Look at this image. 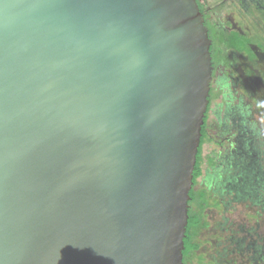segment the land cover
<instances>
[{"label": "water", "instance_id": "1", "mask_svg": "<svg viewBox=\"0 0 264 264\" xmlns=\"http://www.w3.org/2000/svg\"><path fill=\"white\" fill-rule=\"evenodd\" d=\"M211 45L197 0H0V264H184Z\"/></svg>", "mask_w": 264, "mask_h": 264}, {"label": "rangeland", "instance_id": "2", "mask_svg": "<svg viewBox=\"0 0 264 264\" xmlns=\"http://www.w3.org/2000/svg\"><path fill=\"white\" fill-rule=\"evenodd\" d=\"M201 1L216 35L218 60L208 112L210 140L203 145V175L195 187L208 192V206L198 233L200 248L187 264H264V51L256 48L254 68L250 48L231 42L238 33L246 34V43L264 46V32L253 30L250 17L243 21L239 7Z\"/></svg>", "mask_w": 264, "mask_h": 264}, {"label": "trees", "instance_id": "3", "mask_svg": "<svg viewBox=\"0 0 264 264\" xmlns=\"http://www.w3.org/2000/svg\"><path fill=\"white\" fill-rule=\"evenodd\" d=\"M205 24L209 27V36L211 39H213V43L211 45V52L213 56V62L214 65H216V61L218 60L217 54H216V49L217 47L215 46V34H214V29L210 27V24L205 21ZM235 36L231 39L232 43H235L237 47L239 48H247L246 42L244 41V36L239 35L238 33L234 34ZM229 41V40H228ZM249 54H252L250 50H248ZM215 59V60H214ZM251 61L255 63L254 56L251 55L250 57ZM215 95V91L212 87L211 84V90H210V102L208 105V110L206 112V117H205V124L203 125L202 128V137H201V144L199 147V151L197 154V163L194 169V177H193V188L190 191V196L191 200L189 201L190 208H189V220H188V225H187V230H186V236L184 238L185 242V248L183 250V260L184 264H187L189 262V259L192 258V255L195 251H197L200 248V242L198 239V233L199 230L203 227L204 222V214H205V209L208 206V199L207 195L208 192L205 189H200L196 190L195 187L198 183L199 178L203 175V145L207 140H210L209 138V133H208V112L210 105L213 101ZM210 162L212 164H215L214 158L210 157Z\"/></svg>", "mask_w": 264, "mask_h": 264}, {"label": "flooded vegetation", "instance_id": "4", "mask_svg": "<svg viewBox=\"0 0 264 264\" xmlns=\"http://www.w3.org/2000/svg\"><path fill=\"white\" fill-rule=\"evenodd\" d=\"M197 1L199 3L201 11L204 14V9H203L204 5L202 4V1L201 0H197ZM219 2L223 6H229L230 8L232 7V9H235V8L237 9L239 7V9L243 11V14H242L243 15L242 18L244 19L243 21L248 20V17H250V19L252 20V28H253V30H256L257 32L258 31H262V33L264 32V0H219ZM205 21H207L209 23V21H208V19H206V17H205ZM216 24L217 23H215V25ZM211 28H213V27H211ZM217 29L218 28L216 27V30ZM208 30H209V27H208ZM245 32H243V34ZM245 35L246 34H244L243 36H245ZM232 36L234 37V35H232ZM215 38H216V35H215ZM226 40L228 41L230 39L228 38ZM246 45H247V48H250L253 56L256 53L255 52L256 48H257V51H261V52L264 51L263 50L264 46H259V45L255 44V43H253L252 40L248 41L246 43ZM248 57L250 58L249 55H248ZM249 61H250V66L256 68V66H257L256 65V61L254 60L255 63H253L251 61V59H249ZM213 64H214V62H213ZM214 67H216V65H214Z\"/></svg>", "mask_w": 264, "mask_h": 264}]
</instances>
